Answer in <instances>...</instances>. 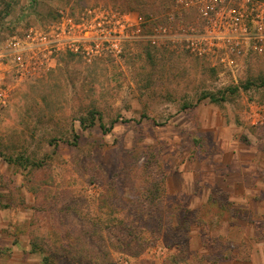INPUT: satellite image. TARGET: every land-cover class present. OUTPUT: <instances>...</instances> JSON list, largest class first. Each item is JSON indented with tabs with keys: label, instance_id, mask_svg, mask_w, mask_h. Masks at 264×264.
<instances>
[{
	"label": "rangeland",
	"instance_id": "1",
	"mask_svg": "<svg viewBox=\"0 0 264 264\" xmlns=\"http://www.w3.org/2000/svg\"><path fill=\"white\" fill-rule=\"evenodd\" d=\"M179 2L0 0V53L62 14L143 22L118 58H0V264H264V51L142 39Z\"/></svg>",
	"mask_w": 264,
	"mask_h": 264
},
{
	"label": "built area",
	"instance_id": "2",
	"mask_svg": "<svg viewBox=\"0 0 264 264\" xmlns=\"http://www.w3.org/2000/svg\"><path fill=\"white\" fill-rule=\"evenodd\" d=\"M179 4L169 14L167 27L160 26L142 39L157 47L163 42L179 41L199 55L214 49L234 56L245 40L254 38V50L264 51V0H180ZM192 11L195 15L191 21L187 15ZM62 15L45 33L31 30L25 40L13 38L3 47L0 58L15 56L23 67L22 56L26 55L31 68L36 60L53 63L55 54L65 51L92 62L110 56L121 57L125 44L143 37V22L130 14L90 12L81 19ZM250 16L255 25L253 32L246 24ZM3 97L0 89V110L6 106Z\"/></svg>",
	"mask_w": 264,
	"mask_h": 264
},
{
	"label": "crops",
	"instance_id": "3",
	"mask_svg": "<svg viewBox=\"0 0 264 264\" xmlns=\"http://www.w3.org/2000/svg\"><path fill=\"white\" fill-rule=\"evenodd\" d=\"M259 205H262L264 207V201H260ZM253 253H254V255H253V262H254V264H258V263H256L257 262L256 254L258 253L257 250H254Z\"/></svg>",
	"mask_w": 264,
	"mask_h": 264
},
{
	"label": "trees",
	"instance_id": "4",
	"mask_svg": "<svg viewBox=\"0 0 264 264\" xmlns=\"http://www.w3.org/2000/svg\"><path fill=\"white\" fill-rule=\"evenodd\" d=\"M99 122H100V128L105 129V125L102 123L101 119L99 120ZM106 131H107V130H106ZM76 139H78V138H76ZM75 143H77V140H76ZM8 161H9V160H8Z\"/></svg>",
	"mask_w": 264,
	"mask_h": 264
}]
</instances>
